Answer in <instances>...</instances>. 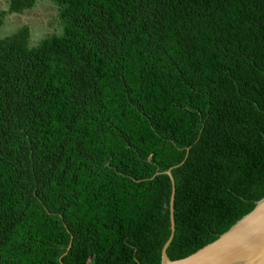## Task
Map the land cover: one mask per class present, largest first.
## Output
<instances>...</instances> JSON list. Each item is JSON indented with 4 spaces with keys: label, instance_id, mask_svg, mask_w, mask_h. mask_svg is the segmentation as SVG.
<instances>
[{
    "label": "trees",
    "instance_id": "16d2710c",
    "mask_svg": "<svg viewBox=\"0 0 264 264\" xmlns=\"http://www.w3.org/2000/svg\"><path fill=\"white\" fill-rule=\"evenodd\" d=\"M47 1L61 32L0 38V264H160L173 189L171 260L249 213L264 0Z\"/></svg>",
    "mask_w": 264,
    "mask_h": 264
},
{
    "label": "water",
    "instance_id": "95a60500",
    "mask_svg": "<svg viewBox=\"0 0 264 264\" xmlns=\"http://www.w3.org/2000/svg\"><path fill=\"white\" fill-rule=\"evenodd\" d=\"M167 174L173 182L169 170ZM173 199L174 189L170 199L171 235L161 250L160 264H264V197L216 240L177 260L166 254L174 232Z\"/></svg>",
    "mask_w": 264,
    "mask_h": 264
},
{
    "label": "rangeland",
    "instance_id": "374dc122",
    "mask_svg": "<svg viewBox=\"0 0 264 264\" xmlns=\"http://www.w3.org/2000/svg\"><path fill=\"white\" fill-rule=\"evenodd\" d=\"M6 9L7 0H0V10ZM24 25L30 29L29 46L36 45L41 39L57 33L62 28L59 23L57 6L47 0H37L32 8L20 14L6 13L3 15L0 38L11 36Z\"/></svg>",
    "mask_w": 264,
    "mask_h": 264
}]
</instances>
